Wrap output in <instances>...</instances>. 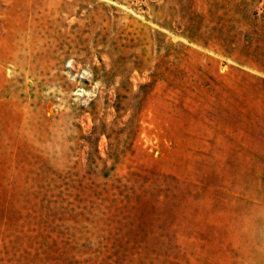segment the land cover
Instances as JSON below:
<instances>
[{
	"label": "rangeland",
	"instance_id": "1",
	"mask_svg": "<svg viewBox=\"0 0 264 264\" xmlns=\"http://www.w3.org/2000/svg\"><path fill=\"white\" fill-rule=\"evenodd\" d=\"M0 264H264V0H0Z\"/></svg>",
	"mask_w": 264,
	"mask_h": 264
}]
</instances>
